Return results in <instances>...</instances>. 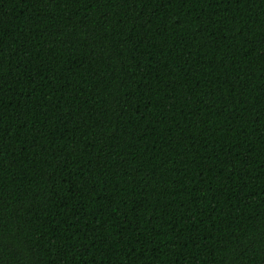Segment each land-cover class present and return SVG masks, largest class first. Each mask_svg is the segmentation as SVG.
Here are the masks:
<instances>
[{
    "label": "trees",
    "instance_id": "1",
    "mask_svg": "<svg viewBox=\"0 0 264 264\" xmlns=\"http://www.w3.org/2000/svg\"><path fill=\"white\" fill-rule=\"evenodd\" d=\"M0 264H264V0H0Z\"/></svg>",
    "mask_w": 264,
    "mask_h": 264
}]
</instances>
